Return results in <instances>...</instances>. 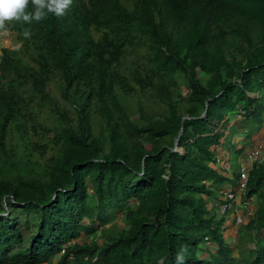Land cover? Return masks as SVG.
Instances as JSON below:
<instances>
[{
  "label": "trees",
  "instance_id": "obj_1",
  "mask_svg": "<svg viewBox=\"0 0 264 264\" xmlns=\"http://www.w3.org/2000/svg\"><path fill=\"white\" fill-rule=\"evenodd\" d=\"M9 27L19 46L0 56V264L58 253L56 264H177L181 248L184 264H264V163L244 191L245 203L258 197L244 248L208 208L240 178L214 166L232 116L264 123V0H72L62 17ZM136 87L159 113L129 110L121 98ZM120 212L125 227L107 225ZM96 222L99 238L78 240ZM206 240L217 248L202 258Z\"/></svg>",
  "mask_w": 264,
  "mask_h": 264
},
{
  "label": "rangeland",
  "instance_id": "obj_2",
  "mask_svg": "<svg viewBox=\"0 0 264 264\" xmlns=\"http://www.w3.org/2000/svg\"><path fill=\"white\" fill-rule=\"evenodd\" d=\"M10 42L8 44H2L0 43V56L2 54L1 49L5 47L10 48H16L19 46V44H16V34L14 32H10ZM3 41V37L0 36V42ZM133 58V55L128 56L127 62H129ZM176 78L179 81V90H181L183 93H186V80L185 77L182 75V73H177ZM203 81V80H202ZM49 91L51 95L59 102V105L61 108H65L68 111V114L72 117H75V112L72 110L71 103L66 102L61 95V92L57 88L56 84L54 82L49 83L48 85ZM138 92L131 98L123 99L124 104H127V107L130 111H136L137 105L141 103L144 106L145 111L148 114H156L159 113L162 109L163 105L159 104L157 100H155L150 95L142 94L139 91V88L136 87ZM44 113V112H43ZM138 114L137 112L132 115V118H137ZM240 115L232 116V122L229 126V130L227 133V140L226 144L227 147L224 149L222 147H219L218 149V155H217V163L214 165L215 168L222 167L225 163L226 171L227 173L230 172H236L238 169V166L241 165V162L244 160L245 156L252 151L258 148L259 146L262 148V151L264 153V123L260 127L255 125L254 127L250 128L249 130L246 128V126L240 127L238 124L239 122H242ZM245 123V122H242ZM96 130H98V127H96ZM247 134V135H246ZM232 136V137H231ZM231 138V139H230ZM253 142V143H252ZM239 144H241L244 147V152L240 157L236 158L233 156L232 151L236 148H238ZM225 146V144H224ZM179 150H182L181 148ZM264 161V159H263ZM224 162V163H223ZM229 168V169H228ZM229 170V172L227 171ZM226 173V174H227ZM231 185V186H230ZM223 186V189L221 191L215 190V193L213 195V198L211 197L210 202L208 204V208L210 211V214L215 213L217 214V218L223 217L224 223V238L228 241V243L231 245L232 248H234L235 244L238 243L240 248H244L246 245V242H240L238 241V237L242 235L245 232V224H247L249 218L252 217L258 203V197L253 196L250 199V202L245 203L243 201V194L240 192V185L234 183V185L230 184ZM225 189H231L235 190V193L237 194L235 199V202H233L232 206L227 210L226 213H222V207L221 203L225 199ZM224 191V193H223ZM88 192L91 193L89 190ZM242 194V195H241ZM241 195V197H239ZM134 204V201L131 202V205ZM246 208H249L247 211ZM252 213V214H251ZM19 218V222L24 220V214H18L17 216ZM83 223L88 224V220L84 219ZM116 225L117 228H124L125 227V216L123 212H120L114 216H112L107 225ZM95 231L92 232V234L89 237H86V235H82V237L78 240H87L90 242L92 239L99 238L100 236V230L101 227L99 226L98 222L94 224ZM99 242L101 240L99 239ZM261 244L264 245V238L261 241ZM248 248H253L252 243H247ZM217 246L214 244H211L206 240V242L202 243V246L200 250L198 251V256L202 258H208L209 253L208 252H215ZM63 252V251H62ZM61 253H58L56 258H53L50 263L48 264H56L58 260V256H60ZM232 256L237 258L238 257V250H233ZM47 264V263H43Z\"/></svg>",
  "mask_w": 264,
  "mask_h": 264
},
{
  "label": "clouds",
  "instance_id": "obj_3",
  "mask_svg": "<svg viewBox=\"0 0 264 264\" xmlns=\"http://www.w3.org/2000/svg\"><path fill=\"white\" fill-rule=\"evenodd\" d=\"M71 4H72V0H0V36H5L10 32L9 25L12 24L13 22H18L20 24H32L35 21L39 23L47 19L49 14H54L57 17H62L66 14ZM29 5H31V10H29ZM22 35L26 39H31V32L28 29H25ZM261 153L263 155V158L260 164L264 163L263 161L264 153L263 151ZM247 156H245L244 160L241 162V165H239V173H240V167L246 162ZM241 195L239 197H241ZM235 201L236 200H233L231 202V206ZM224 202L225 199L221 203ZM227 210L222 213H226ZM248 210L249 208L247 209V211ZM186 253H187V248H181L180 251L177 252L176 254L177 264H184V257Z\"/></svg>",
  "mask_w": 264,
  "mask_h": 264
},
{
  "label": "built area",
  "instance_id": "obj_4",
  "mask_svg": "<svg viewBox=\"0 0 264 264\" xmlns=\"http://www.w3.org/2000/svg\"><path fill=\"white\" fill-rule=\"evenodd\" d=\"M261 147L259 146L255 150L250 151L246 157V162L240 167V192L243 194L246 188L249 171L255 164H260L262 162L263 155L261 153ZM236 194L231 191L225 192V202L221 205V212H225L231 206V202L235 199ZM248 209V208H247Z\"/></svg>",
  "mask_w": 264,
  "mask_h": 264
},
{
  "label": "water",
  "instance_id": "obj_5",
  "mask_svg": "<svg viewBox=\"0 0 264 264\" xmlns=\"http://www.w3.org/2000/svg\"><path fill=\"white\" fill-rule=\"evenodd\" d=\"M208 107V105H207V103H206V108ZM205 114V112L203 113V115ZM190 117H188V116H184L183 118H182V120H184V119H189ZM182 131H183V128L181 127V129H180V131H179V134H178V136L176 137V139H175V141H174V148H172V150L173 151H180V152H182V150H179L180 148L178 147V140H179V137H180V135H181V133H182Z\"/></svg>",
  "mask_w": 264,
  "mask_h": 264
}]
</instances>
